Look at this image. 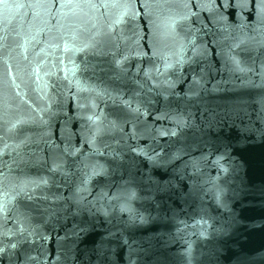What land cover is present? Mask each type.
<instances>
[{
	"label": "water",
	"instance_id": "water-1",
	"mask_svg": "<svg viewBox=\"0 0 264 264\" xmlns=\"http://www.w3.org/2000/svg\"><path fill=\"white\" fill-rule=\"evenodd\" d=\"M0 264H264V0H0Z\"/></svg>",
	"mask_w": 264,
	"mask_h": 264
},
{
	"label": "snow or ice",
	"instance_id": "snow-or-ice-1",
	"mask_svg": "<svg viewBox=\"0 0 264 264\" xmlns=\"http://www.w3.org/2000/svg\"><path fill=\"white\" fill-rule=\"evenodd\" d=\"M0 251H3V249H0Z\"/></svg>",
	"mask_w": 264,
	"mask_h": 264
}]
</instances>
